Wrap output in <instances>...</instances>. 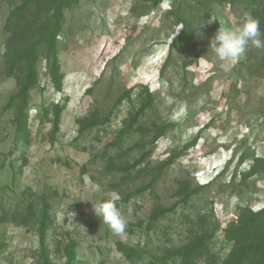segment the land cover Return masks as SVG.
Wrapping results in <instances>:
<instances>
[{"label": "rangeland", "instance_id": "rangeland-1", "mask_svg": "<svg viewBox=\"0 0 264 264\" xmlns=\"http://www.w3.org/2000/svg\"><path fill=\"white\" fill-rule=\"evenodd\" d=\"M17 2L0 0V243L5 246L0 264H37L34 224L17 226L10 217L15 210L24 211L28 202L33 203L37 217L41 197L51 206L53 225L47 241L54 264L64 263L62 250L71 241L76 245V264H157L166 250L213 227L211 252L225 257L230 246L222 242V229L235 220L238 208L247 206L254 212L264 208L261 176L248 180L239 192L230 191L237 190L231 183L232 174L251 166L249 160L238 165L243 151L264 158V49L250 46L243 56L225 64L208 48L219 27L235 29L240 25L239 8L213 7L214 14L195 26L197 55L187 56L186 66L174 55L161 81L160 65L180 30L163 19L172 8L171 1L135 17L142 12L139 0H80L78 7L66 14L61 38L63 90L54 92L40 62L38 86L30 93V145L24 147L15 132V110L6 109L16 90L15 81L3 75V27ZM180 8L186 11V0H180ZM210 19L213 21L208 23ZM138 84L150 86L155 101L135 127H175L153 147L149 136L136 129L119 147L105 149L136 108L137 89L130 101L116 109L114 102ZM89 89L90 93H85ZM64 98L67 105L60 131L50 144L51 125L39 123L40 111ZM92 110L103 117L112 112L109 124L78 136L75 121ZM195 137L193 148L158 172L170 154ZM149 149L150 156L127 175L105 173L110 162L124 167ZM122 178L124 183L111 187ZM154 178L149 189L122 202L128 193L145 188ZM184 179L193 188L204 189L187 206H179L154 230L147 231L151 210L174 204L177 182ZM103 199L120 201L119 210L127 220L123 235H115L94 214L92 203ZM116 242L138 250L141 259L128 262L116 251ZM197 264L208 263L203 259Z\"/></svg>", "mask_w": 264, "mask_h": 264}, {"label": "trees", "instance_id": "trees-1", "mask_svg": "<svg viewBox=\"0 0 264 264\" xmlns=\"http://www.w3.org/2000/svg\"><path fill=\"white\" fill-rule=\"evenodd\" d=\"M165 1H171L172 8L164 14L163 19L168 21L172 28L178 27L180 30L168 44L167 55L160 65L161 81L169 69L174 55L182 59L184 66L188 65L187 56L190 54L197 55L195 26L203 21V17L208 19L209 16H212L214 14L212 10L215 6L238 7L241 19L245 12H250L254 18L259 20L260 28L264 31V0H186V11L181 10L180 0H139L142 12L135 17L148 15L150 10L158 8ZM79 3L80 0H18L6 18L3 27L6 36L3 52V75L7 79H14L16 87L15 92L8 99L6 109L15 110L13 121L15 132L24 147L30 145L28 126L30 93L38 86L40 62L43 63V74L54 92L60 94L63 90L65 75L61 71L59 61L61 38L64 36L67 12L74 11ZM90 89L85 93H90ZM136 89V108L123 120L121 129L113 140L106 144L105 149L119 147L122 139L128 137L136 129L149 136V144L153 147L158 141L166 138L167 134L175 127L173 124H153L147 130L135 127L154 105L155 97L148 85L138 84L123 91L114 102L113 109L119 107L124 101H130ZM66 102L67 98H64L62 102L52 103L41 108L39 123L51 125L50 144L54 143L55 136L60 131L61 116L66 108ZM262 114L264 117V111ZM111 115L112 112L103 117L97 110H92L86 116L75 121L77 135L81 136L90 130L108 125ZM196 141L197 137L170 154L169 158L158 168V172L180 158L188 149L193 148ZM151 153L152 150L149 149L124 167H117L113 162H110L105 167V173L116 172L127 175L131 170L142 165ZM248 160L251 162V166L247 171L232 174L231 183L233 188L237 187V190H230L231 192H239L242 186H246L248 180L256 176L264 178V158L256 157L254 152L243 151L239 155L237 163L241 166ZM22 167L24 166H20L19 173ZM124 179L122 178L118 184H112L111 187L116 189L124 183ZM155 181L156 178L152 179L145 188L128 193L126 197L122 198V202L126 203L128 199L142 194ZM236 181H238L237 185L235 184ZM202 189L204 188H193L188 180H179L174 192L176 202L169 207L155 206L149 214L146 230H154L162 219L173 213L179 206H187L194 197L202 192ZM114 202L119 208L120 201ZM50 211L49 202L41 197L37 217L32 202L26 204L24 211L15 210L10 217V221L17 226L27 227L34 224L38 239L37 264H54L47 241V233L53 225ZM200 221L201 223L205 222V217L200 218ZM215 233L216 228L214 227L195 233L184 245L166 250L158 257L157 264H167L169 261L178 264H197L203 259L208 264H264V208L256 212L247 206L238 208L235 220L228 222L226 227L222 229V242L230 246V250L223 258L211 252ZM115 248L130 263H135L142 257L138 250L122 242H116ZM4 249V244L0 243V252ZM62 253L63 264H76L74 241L65 245Z\"/></svg>", "mask_w": 264, "mask_h": 264}, {"label": "clouds", "instance_id": "clouds-1", "mask_svg": "<svg viewBox=\"0 0 264 264\" xmlns=\"http://www.w3.org/2000/svg\"><path fill=\"white\" fill-rule=\"evenodd\" d=\"M212 21L210 19L208 23ZM197 35L202 36V33L198 31ZM250 46L256 49H264V31L260 28L259 20L254 18L250 12L243 14L242 22L235 29L219 27L208 44V48L225 64L243 56ZM92 210L102 223L109 226L115 235L124 234L127 220L114 201L105 200L92 203Z\"/></svg>", "mask_w": 264, "mask_h": 264}]
</instances>
